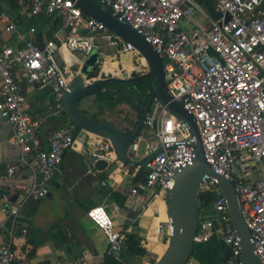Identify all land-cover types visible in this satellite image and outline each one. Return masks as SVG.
<instances>
[{"label": "built area", "instance_id": "1", "mask_svg": "<svg viewBox=\"0 0 264 264\" xmlns=\"http://www.w3.org/2000/svg\"><path fill=\"white\" fill-rule=\"evenodd\" d=\"M100 1L163 57L169 93L173 100L182 99L185 109L194 117L205 159L215 173L235 182L255 253L264 264V0H212L214 11L221 14L217 21L211 19L207 8L198 0ZM19 4L33 17L43 13L58 15L69 34L60 44L55 39L48 40L44 50L18 35L25 40L22 48L5 47L0 52V116L12 126L9 145L21 151L18 161L6 171L8 180L15 179L21 166L34 169L32 183H13L17 200L0 205V211L12 221V232L19 225L25 207L47 197L65 152L73 149L78 141L86 145L95 161L111 162L115 154L109 140L80 130L74 124L55 131L49 147L44 148L38 132L41 122L28 110L14 67L22 68L31 86L51 85L56 113H62L64 89L74 77L65 67L69 65L66 58L64 66L56 61L62 49L71 59L78 55L87 59L98 53L97 66L107 58L102 41L120 54L142 58L134 46L109 31L103 23L85 16L73 0H19ZM198 13L205 24L195 20ZM182 21L192 25L189 32L180 26ZM0 23L7 32L17 33L5 12L0 13ZM31 32L35 33V29ZM96 79L88 77L86 81L91 83ZM144 131L151 134L147 137ZM143 142V158L153 156L145 165V189L150 198L139 187H131L125 199V207L137 217L144 214L153 197L162 196L166 201L165 195L173 189L176 173L193 165L197 139L188 123L155 98L146 114L142 133L128 151L134 163H138ZM122 165L126 174L132 166H137ZM92 172L94 169L90 168L89 173ZM201 191L213 195V213L204 216L200 210L195 242L205 244L216 238L228 248L225 264H242L241 241L217 178L205 177ZM87 216L107 239L110 251L119 253L125 235L117 229L107 209L92 207ZM167 229L170 233V226ZM164 231L163 225L156 226L157 236ZM27 232L25 227L22 233ZM91 258V252L84 250L74 264H89ZM0 264H20L13 245L2 239Z\"/></svg>", "mask_w": 264, "mask_h": 264}, {"label": "crops", "instance_id": "2", "mask_svg": "<svg viewBox=\"0 0 264 264\" xmlns=\"http://www.w3.org/2000/svg\"><path fill=\"white\" fill-rule=\"evenodd\" d=\"M1 12L9 15L17 33L7 32L0 23V52L5 47L14 50L22 48L25 40L18 35L35 42L37 47L39 44L43 45L45 49L48 40L55 39L60 44L69 34V30L58 15L43 13L37 17L30 16L25 7L19 4V0L17 3L13 0H0ZM199 22L206 23L204 19ZM32 29H35V33L31 32ZM65 58L66 51L62 49L56 61L60 66H64ZM85 61L86 58L78 55L72 58L71 64L68 66L65 64V67L69 72L78 75ZM104 68L107 72L118 70L125 75L134 70L132 64L120 67L106 64ZM14 75L27 98L30 114L41 122L39 136L44 148H48L54 132L72 123L64 111L56 113L51 85H29L19 66L14 67ZM105 120L126 133L132 130L130 126L123 127L111 119ZM143 133L147 137L151 134L148 131ZM11 135L12 126L0 116V187L9 193L0 200V205L11 202V198L16 195L13 183L30 184L34 179V169L30 166H21L17 170L15 179L8 180L6 172L8 167L14 165L21 156L19 148L9 145ZM143 144L145 143H141L142 150L137 159L138 163L145 160ZM97 161L86 145L78 141L73 149L65 152L60 171L55 176L49 195L44 200L30 203L25 207L22 219L13 232L11 219L0 211V239L13 245L20 264H74L82 257L84 250L92 254L89 264H102L105 255L110 251V245L103 233L87 216V212L95 206H104L107 209L122 234L140 235L144 239V247L152 258L158 260L164 254L167 247L163 243L160 244V237L169 240L170 233L167 226H164V233L157 236L155 229L156 226L166 223L161 220L163 212L168 210L165 199L162 196L153 197L141 217H137L125 207V199L131 187H139L145 197L150 198V194L145 189L147 171L137 164L130 168L129 174H126L116 153L112 155V161L108 162L107 167L101 168L97 165ZM90 168H93L94 172L89 173ZM25 227L28 228L27 234L22 233ZM148 263L143 262V264ZM190 264L197 263L192 261Z\"/></svg>", "mask_w": 264, "mask_h": 264}, {"label": "water", "instance_id": "3", "mask_svg": "<svg viewBox=\"0 0 264 264\" xmlns=\"http://www.w3.org/2000/svg\"><path fill=\"white\" fill-rule=\"evenodd\" d=\"M73 1L76 2L77 7L81 9L85 16L103 23L109 31L134 46L147 61L149 72L137 77L134 76V72L132 74L133 77L128 78L126 74L125 77L127 78H120L107 75L101 71V74L96 80L88 83L86 79L98 65L99 54L94 53L86 59L80 74L74 75L68 86L64 89V113L69 121L80 130L109 140L113 145L117 158L122 163L139 164V166L144 167L145 170L146 163L151 161L153 156L145 159L141 163H134L129 159L128 151L131 144L142 133L146 114L155 98H159L164 104L168 105L169 109L178 116V118L188 123L192 134L197 139V144L194 146L195 158L193 165L176 173L174 187L165 195L170 223H162V225L170 226L171 231L167 249L155 264L189 263L194 250L195 237L199 224L200 205L198 196L200 186L207 176L217 178L218 186L228 201L229 215L236 234L241 241L242 264H263L255 253L251 241V231L248 228L246 219L238 202L235 182L217 175L212 166L205 159L201 136L194 117L185 109L182 99L173 100L169 93L165 80V61L163 57L131 25L119 21L113 15L110 7H103L95 0ZM207 11L214 20L217 21L221 18V14H217L213 9L208 8ZM228 19L227 17V20ZM38 47L44 49L43 45L39 44ZM143 79H151L154 87L152 97L144 109H141L140 106L122 90L113 91L110 88V83L112 82L133 83ZM102 89L112 91L115 95H118L139 115L137 128L132 135L115 127L110 122L93 121L86 118L81 113L79 109L81 100L85 97L95 95ZM97 165L103 168L107 167L109 164L105 160H98ZM8 195V191L0 187V200H3L4 197ZM16 200V195L11 198L12 202Z\"/></svg>", "mask_w": 264, "mask_h": 264}, {"label": "trees", "instance_id": "4", "mask_svg": "<svg viewBox=\"0 0 264 264\" xmlns=\"http://www.w3.org/2000/svg\"><path fill=\"white\" fill-rule=\"evenodd\" d=\"M13 2L17 3L18 0H13ZM198 2L205 8L214 9V3L212 0H198ZM100 74V66H97L92 71L89 78H98ZM134 76L137 77L139 75L135 73ZM110 88L113 91L122 90L125 94L131 97L141 109L146 107L154 91L151 79H143L133 83L112 82L110 83ZM95 101L98 105V112L87 114L86 112L81 111L86 118L93 121L107 122L105 119H100V116L105 115L107 111H114L120 104H127L112 91H106L104 89L95 94ZM137 125L138 121H135L132 130H128L127 133L132 135L135 132ZM198 199L200 210L212 207L214 197L211 193L201 191ZM228 258V248L223 242L213 238L205 244L195 242L194 250L188 264L192 261H195L197 264H225ZM145 261L155 264L157 259L151 257L149 251L144 247V239L140 235L136 233H126L121 251L117 254L109 251L105 255L102 264H140V262L143 263Z\"/></svg>", "mask_w": 264, "mask_h": 264}, {"label": "rangeland", "instance_id": "5", "mask_svg": "<svg viewBox=\"0 0 264 264\" xmlns=\"http://www.w3.org/2000/svg\"><path fill=\"white\" fill-rule=\"evenodd\" d=\"M97 3L101 5L100 0H95ZM103 6V5H102ZM104 7V6H103ZM195 20L197 21H203V18L201 15L198 13L195 15ZM180 26L184 29V31L189 32L192 29V25L182 21L180 23ZM102 45H105L103 52L105 55H107V59L103 60L102 63L100 64V69L101 71L104 69V73L107 75H113L114 77H120V78H127L125 77V73H121L118 70H114L112 72H107L105 71V65H118L124 66V65H130L132 64L134 66V72L138 75H142L145 71L146 73L149 72V66L147 61L142 57L141 59H135L133 56L130 55H125V54H120L117 49L108 47L105 44V41L101 42ZM120 56V57H119ZM133 71L128 72V78L133 77ZM105 90V89H104ZM83 105V107H82ZM97 103L95 101V97L88 96L85 97L81 100L79 109L80 111L87 112V113H96L98 112V107ZM84 109H87L84 111ZM102 119H111L115 123H117L119 126H130L133 127V123L135 121H138V115L137 113L128 105V104H120L114 111H107L106 115L100 116ZM144 147V144H143ZM142 150V148H141ZM167 204V203H166ZM213 209L212 207H209L207 209H201V214L204 216L206 215H212ZM163 237V236H162ZM160 244H165L167 247L169 240L167 238H161L160 237ZM140 264H143L140 262ZM149 264V263H148Z\"/></svg>", "mask_w": 264, "mask_h": 264}, {"label": "bare ground", "instance_id": "6", "mask_svg": "<svg viewBox=\"0 0 264 264\" xmlns=\"http://www.w3.org/2000/svg\"><path fill=\"white\" fill-rule=\"evenodd\" d=\"M66 60L69 62V64H71L72 59H71V57H70V55L68 53L66 54ZM161 220L162 221H165L167 223H170V218H169L168 211H164L163 212V215L161 217Z\"/></svg>", "mask_w": 264, "mask_h": 264}]
</instances>
